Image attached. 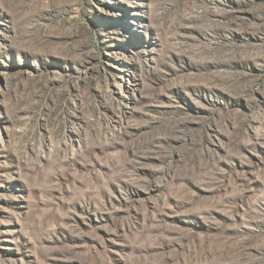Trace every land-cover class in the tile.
Masks as SVG:
<instances>
[{"label":"rangeland","instance_id":"1","mask_svg":"<svg viewBox=\"0 0 264 264\" xmlns=\"http://www.w3.org/2000/svg\"><path fill=\"white\" fill-rule=\"evenodd\" d=\"M0 264H264V0H0Z\"/></svg>","mask_w":264,"mask_h":264}]
</instances>
